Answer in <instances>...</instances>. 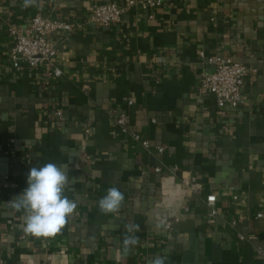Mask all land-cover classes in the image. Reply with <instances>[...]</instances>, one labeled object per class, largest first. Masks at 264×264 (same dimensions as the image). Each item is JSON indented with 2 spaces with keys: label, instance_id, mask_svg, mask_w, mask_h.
I'll return each instance as SVG.
<instances>
[{
  "label": "crops",
  "instance_id": "obj_1",
  "mask_svg": "<svg viewBox=\"0 0 264 264\" xmlns=\"http://www.w3.org/2000/svg\"><path fill=\"white\" fill-rule=\"evenodd\" d=\"M123 1L0 0V264H148L158 254L166 264H262L264 0H162L107 28L87 24L93 6ZM35 14L70 25L48 38L58 78L8 60V27ZM209 56L250 69L241 105L219 108L199 91ZM118 113L148 151L119 130ZM48 162L63 167L77 209L61 233L37 239L8 201ZM181 176L199 177L202 194L160 205L162 179ZM113 186L125 200L104 214L98 201ZM128 225L138 239L124 254Z\"/></svg>",
  "mask_w": 264,
  "mask_h": 264
},
{
  "label": "built area",
  "instance_id": "obj_2",
  "mask_svg": "<svg viewBox=\"0 0 264 264\" xmlns=\"http://www.w3.org/2000/svg\"><path fill=\"white\" fill-rule=\"evenodd\" d=\"M161 4L162 0H125L121 3H101L92 7L86 21L87 24L92 26L107 28L118 24L124 15L133 10L153 11L159 8ZM69 29L70 25L44 18L39 14L33 15L23 27L10 25L8 33L12 44L8 50L7 57L11 67L17 72L23 69H41L45 78L60 77L61 71L55 65L56 50L49 44L48 38L55 31ZM199 56L203 58L204 54L200 52ZM206 61L212 66V71L202 76L199 83V91L202 94H211L219 108L225 105H230L231 107L241 105L244 100L242 88L246 77L251 72L250 69L229 57L209 56ZM115 124L133 142L139 143L145 150H149L148 141L143 140L128 125L127 117L123 113L115 115ZM162 151V147H157L158 153ZM161 185L160 205H164L169 200L180 203L187 196H200L202 194L201 184L197 176H181L177 181L172 177H166L162 179ZM203 199L209 215L214 216L216 214L215 196L207 194L204 195ZM235 199L233 197V200ZM183 208L187 210V207L183 206ZM256 217H261V215L258 214ZM170 226L171 223L166 221L163 227L169 229ZM259 254L262 264H264V251H260Z\"/></svg>",
  "mask_w": 264,
  "mask_h": 264
},
{
  "label": "clouds",
  "instance_id": "obj_3",
  "mask_svg": "<svg viewBox=\"0 0 264 264\" xmlns=\"http://www.w3.org/2000/svg\"><path fill=\"white\" fill-rule=\"evenodd\" d=\"M37 0H23V7L35 6ZM68 176L63 167L48 162L40 167H31L26 177V187L8 204L22 215V231L37 239L54 238L61 233L69 217L77 209V202L65 195ZM125 200L124 193L115 186L107 189L106 195L98 201V208L104 214L118 213ZM164 226L163 221L157 228ZM138 225H128L123 239V253L127 254L137 243L135 232ZM148 264H166V257L156 255Z\"/></svg>",
  "mask_w": 264,
  "mask_h": 264
}]
</instances>
